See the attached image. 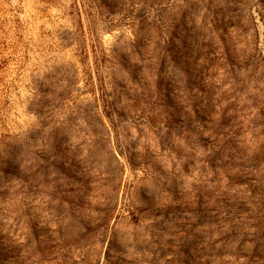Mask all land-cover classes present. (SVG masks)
<instances>
[{
    "label": "rangeland",
    "instance_id": "374dc122",
    "mask_svg": "<svg viewBox=\"0 0 264 264\" xmlns=\"http://www.w3.org/2000/svg\"><path fill=\"white\" fill-rule=\"evenodd\" d=\"M0 264H264V0H0Z\"/></svg>",
    "mask_w": 264,
    "mask_h": 264
}]
</instances>
